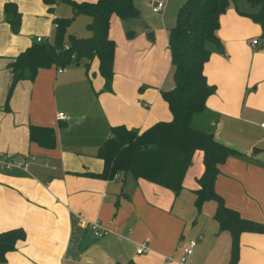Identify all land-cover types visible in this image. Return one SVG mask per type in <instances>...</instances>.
<instances>
[{
    "label": "crops",
    "instance_id": "crops-1",
    "mask_svg": "<svg viewBox=\"0 0 264 264\" xmlns=\"http://www.w3.org/2000/svg\"><path fill=\"white\" fill-rule=\"evenodd\" d=\"M138 1L134 0L137 8ZM6 2L15 3L20 14L16 33L4 12ZM141 2L150 6L149 0ZM59 3L69 6L57 0L49 11L43 0H0V151L16 163L35 158L28 172L0 168V233H25L0 264H227L230 239L212 219L213 201L197 211L202 217L198 215L193 225L198 222L199 228L193 232L187 227L196 212L194 191L202 173L199 150L192 154L177 195L130 175L112 181L86 175L102 172L103 162L95 153L112 126L140 132L171 117L160 97V90L171 83L166 33L174 21L165 24V4L157 14L162 27L145 23L149 21L140 11L129 19L111 15V91L103 90L104 79L93 59L96 65L88 74L80 63L61 71L39 69L33 80H19L7 101L9 63L36 36L49 39L54 30L50 12L62 16ZM250 10L247 0H230L220 14L216 34L222 52L211 53L202 66L214 91L203 109L192 114L190 124L239 152L218 166L214 192L239 217L263 224L264 135L259 122L264 119V40L256 39L260 27L244 15ZM87 22L83 20L85 26ZM59 113L65 119H58ZM31 125L53 128L55 146L31 142ZM74 214L99 221L111 233L95 239L77 226L73 235ZM192 234L196 244L181 262L182 248ZM142 243L146 248L137 254ZM236 264H264V234H240Z\"/></svg>",
    "mask_w": 264,
    "mask_h": 264
},
{
    "label": "trees",
    "instance_id": "trees-1",
    "mask_svg": "<svg viewBox=\"0 0 264 264\" xmlns=\"http://www.w3.org/2000/svg\"><path fill=\"white\" fill-rule=\"evenodd\" d=\"M229 1L183 0L177 8L173 25L166 33L171 83L160 90V97L166 103L170 119L155 121L140 132L122 124L112 126L109 136L95 153L103 162L102 172L86 175L106 181L130 175L136 180L148 181L177 195L192 154L199 150L202 173L196 179L193 206L199 211L204 202L215 203L212 219L217 230L227 232L230 239L227 264H236L240 234H264V223L239 217L235 211L225 207L222 199L214 192L218 166L229 156L239 155V152L216 140L211 132L195 129L190 124L192 114L203 109L206 97L214 91V86L206 82L202 66L211 53L222 52L216 30L218 18ZM43 2L51 11L57 0ZM66 2L73 16L83 14L89 17L85 26L89 35L79 37L67 33L72 21L70 17L54 19L53 40L45 38L42 42H33L9 63L12 81L7 101L16 83L19 80H33L39 69H64L83 61L88 74L93 59H97L98 73L104 79L103 90L111 91L115 42L108 34L110 17L116 14L121 19L136 18L139 16V9L134 0ZM247 2L253 10L244 12V15L259 25V37L264 39V0ZM3 8L11 30L18 32L20 14L17 6L13 2H6ZM29 139L42 147L55 146V133L51 127L31 125ZM24 239L22 229L1 232L0 263H4L7 254L15 251L17 243Z\"/></svg>",
    "mask_w": 264,
    "mask_h": 264
},
{
    "label": "rangeland",
    "instance_id": "rangeland-1",
    "mask_svg": "<svg viewBox=\"0 0 264 264\" xmlns=\"http://www.w3.org/2000/svg\"><path fill=\"white\" fill-rule=\"evenodd\" d=\"M182 2H183V0H165V5H166V8L164 7L165 8L164 15L166 17L165 18V24L169 23V25H172V22L174 21V17H175L177 8L181 5ZM137 5H138V9H139L141 15L146 18L145 21H149V22H145V23H150V24L152 23V25L162 27V23L159 19V16L151 11L150 6L147 7L144 2H141V0L138 1ZM59 6H60L59 7V14L62 15L61 16L62 18L70 17L71 19L75 20V21L70 22V24L67 28V33H71V34L73 33L74 35L79 36V37L88 36L89 31L86 29L85 23H83V20L86 19L88 21L89 17L86 15H83V14L73 16L71 14V9L68 5H63V4L59 3ZM52 14L55 16V18H59L56 14V11L50 12V15H52ZM256 39H258L259 41L264 40L261 37H257ZM49 40L50 41L53 40V30H52L51 36L49 37ZM75 64H78V63H75ZM75 64H73V65H75ZM73 65H71V66H73ZM95 65H96V61H93L92 64H90L89 68L91 69V67H92V69H93L95 67ZM82 68H85V63L83 61H80V69H82ZM168 78L171 80L170 72L168 74ZM254 148L257 149V147H254ZM0 153L3 154V156H5V158H8V156L6 154H4L3 152L0 151ZM209 203H210L209 205H212L211 202H209ZM192 213H193L194 219L189 220L187 227H188V230H192L193 232H195L199 228L200 223L197 222L196 225H193V224H195L196 221L198 220V217H199L198 215H200V218L202 217V214H201L202 212L199 214L197 213V211L192 212ZM195 236H196L195 234L190 235V237H193V239H189V240H194ZM189 240H187V242Z\"/></svg>",
    "mask_w": 264,
    "mask_h": 264
},
{
    "label": "built area",
    "instance_id": "built-area-1",
    "mask_svg": "<svg viewBox=\"0 0 264 264\" xmlns=\"http://www.w3.org/2000/svg\"><path fill=\"white\" fill-rule=\"evenodd\" d=\"M165 0H149V5L151 8V11L155 14H161L164 8ZM52 21L55 18V16L52 14ZM44 37L41 36H36L35 41L36 42H42L44 41ZM255 42L252 40L251 44H254ZM64 47H67L66 44H64ZM61 71V69H59ZM58 119H65V115L63 113L58 114ZM259 126L263 128V135H264V119L259 122ZM35 158L33 156H29V158L16 163L10 158H5L3 154L0 153V168L7 171L11 168H19L23 170L24 172H28L29 167L34 164ZM118 177H116L117 179ZM72 221L75 223L72 228V234H76L77 226H80L82 228H85L90 231L91 235L95 239H99L103 236H106L111 233V230L105 226H103L99 221H88L84 218H81L80 216L74 214L72 215ZM196 244V239L194 240H189L186 245L182 248V257L180 259L181 262L184 261V259L189 256L192 252V249L194 248ZM146 248V244L142 243L140 247L137 249L136 253L141 254L144 252Z\"/></svg>",
    "mask_w": 264,
    "mask_h": 264
},
{
    "label": "water",
    "instance_id": "water-1",
    "mask_svg": "<svg viewBox=\"0 0 264 264\" xmlns=\"http://www.w3.org/2000/svg\"><path fill=\"white\" fill-rule=\"evenodd\" d=\"M150 35H151V34H150ZM252 151L254 152V151H256V150L253 148V150H252Z\"/></svg>",
    "mask_w": 264,
    "mask_h": 264
}]
</instances>
